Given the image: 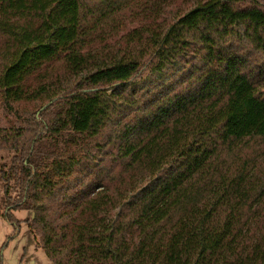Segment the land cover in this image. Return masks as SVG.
Returning a JSON list of instances; mask_svg holds the SVG:
<instances>
[{
	"label": "trees",
	"instance_id": "obj_1",
	"mask_svg": "<svg viewBox=\"0 0 264 264\" xmlns=\"http://www.w3.org/2000/svg\"><path fill=\"white\" fill-rule=\"evenodd\" d=\"M0 96L49 264H264V0H0Z\"/></svg>",
	"mask_w": 264,
	"mask_h": 264
},
{
	"label": "rangeland",
	"instance_id": "obj_2",
	"mask_svg": "<svg viewBox=\"0 0 264 264\" xmlns=\"http://www.w3.org/2000/svg\"><path fill=\"white\" fill-rule=\"evenodd\" d=\"M40 102L13 104L9 109L0 96V127L5 131L12 126H24L25 116L32 112L38 116L41 111ZM15 110L17 113H15ZM11 151L0 149V162L8 161ZM2 183L0 181V199ZM0 200V264H49L47 255L39 243L38 236L28 226L32 212L26 209L12 211L17 222L9 221L4 215V207Z\"/></svg>",
	"mask_w": 264,
	"mask_h": 264
},
{
	"label": "water",
	"instance_id": "obj_3",
	"mask_svg": "<svg viewBox=\"0 0 264 264\" xmlns=\"http://www.w3.org/2000/svg\"><path fill=\"white\" fill-rule=\"evenodd\" d=\"M33 215V214H32Z\"/></svg>",
	"mask_w": 264,
	"mask_h": 264
}]
</instances>
